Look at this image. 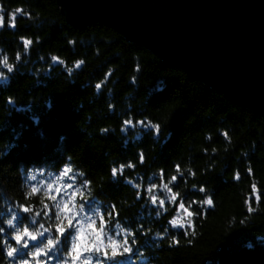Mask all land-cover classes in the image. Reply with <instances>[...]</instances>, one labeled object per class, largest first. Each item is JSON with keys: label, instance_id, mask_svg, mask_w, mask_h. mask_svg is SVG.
Returning a JSON list of instances; mask_svg holds the SVG:
<instances>
[{"label": "trees", "instance_id": "1", "mask_svg": "<svg viewBox=\"0 0 264 264\" xmlns=\"http://www.w3.org/2000/svg\"><path fill=\"white\" fill-rule=\"evenodd\" d=\"M17 8L31 18L18 14L10 28ZM0 9V58L7 55L13 65L9 72L0 64L4 235L10 231L3 219L12 213L15 226L30 230L47 220L41 212L33 225L19 208L25 183L41 179L29 180V169L56 175L70 162L85 174L78 183L91 181L86 204L94 207L97 229L103 217L105 235L120 239L134 230L138 241L124 257L92 252L83 264H264V112L191 79L115 28L70 23L58 0H0ZM24 37L31 41L27 48ZM118 167L122 175L111 174ZM162 181L177 193L164 207L152 203L150 187ZM159 192L170 195L163 187ZM180 204L192 214L185 227L171 223ZM69 232L75 235L66 229L37 258L45 264L66 258ZM51 235H58L54 228ZM48 236L26 237L24 258Z\"/></svg>", "mask_w": 264, "mask_h": 264}, {"label": "water", "instance_id": "2", "mask_svg": "<svg viewBox=\"0 0 264 264\" xmlns=\"http://www.w3.org/2000/svg\"><path fill=\"white\" fill-rule=\"evenodd\" d=\"M70 23H102L234 103L264 111V0H58Z\"/></svg>", "mask_w": 264, "mask_h": 264}, {"label": "clouds", "instance_id": "3", "mask_svg": "<svg viewBox=\"0 0 264 264\" xmlns=\"http://www.w3.org/2000/svg\"><path fill=\"white\" fill-rule=\"evenodd\" d=\"M30 41H25V47ZM17 59H19V54H17ZM53 60H58L59 57L53 56ZM83 60L79 61L78 64H82ZM0 64H3L5 68L8 69L9 72L12 71L13 65L8 62L7 55L0 58ZM71 71V70H69ZM5 76V72L0 71V77ZM11 99V98H9ZM106 131V129H104ZM226 135V133H225ZM58 175H55L54 172L48 171L45 175V169L40 168L36 171L29 169L28 179L31 181H36L37 176H40L41 179L38 183H25L24 185V201L25 203H21L19 205L20 209L23 212H26L30 216V223L35 225L37 221V217L41 215L43 212V216L47 218V220L40 222L37 226H33L30 230L29 226L25 224V226H15L14 218L16 213H12L11 217H5L3 219V224L6 225L10 232L7 235H0V248L3 249L0 252V264H45L44 260L38 259L37 257L43 253L47 254V251L53 247V245L60 240V235H51L53 228L57 233L63 231L62 225H64V221L71 219L77 216L79 213H83L85 210V203H80L79 205L76 202L77 196L84 202H87L89 198L93 195V188L91 187V181L88 179H84L82 183H77V177H84V172L75 169L73 163H65L61 169L58 170ZM72 173V175H69ZM115 173V169H113V174ZM67 177L71 183H65L64 178ZM73 185L75 187L73 188ZM166 192L170 193L168 199L174 200L177 196V193L171 192L168 184L161 185ZM139 187V185H137ZM151 187H155L152 185ZM71 189L69 192L68 190ZM39 193L38 200L39 203L33 209L32 198L37 196ZM57 193H64L57 199ZM47 199V202H46ZM51 203V208L49 204ZM25 204L27 205L25 207ZM182 207V205H181ZM191 207V205H189ZM50 212L54 213L53 216H50ZM96 212L99 213V209H96ZM186 215L189 217L188 223H191V213L186 210ZM45 223H47V227H45ZM78 223H81L79 220ZM172 225H183L185 223L184 220L180 218H174L171 220ZM91 225H89L90 227ZM84 228L81 227L77 230L76 240H74L70 246V250L66 252L64 258L61 261H58V264H69V259L67 257H71V264H76V256L78 253L75 251L77 248V241L86 240V236L84 235ZM0 233H5V227L0 226ZM44 233H49L47 237V242H41L38 246L30 249L28 255L30 259L19 260L14 258V253L16 248L13 246L10 240H15V244L17 246L21 245V241L23 240V246H27L29 244V239H24V237H28L31 240H36L37 237L43 236ZM51 259L50 257L48 258ZM83 264V262H80Z\"/></svg>", "mask_w": 264, "mask_h": 264}, {"label": "snow or ice", "instance_id": "4", "mask_svg": "<svg viewBox=\"0 0 264 264\" xmlns=\"http://www.w3.org/2000/svg\"><path fill=\"white\" fill-rule=\"evenodd\" d=\"M0 11H2V9H0ZM18 14H22L25 18L30 19L31 18V13H28L27 15H25V12L22 8H17L15 9L14 12L10 13V21H12L11 23L9 22L8 26L10 28H15L16 27V17ZM4 17L3 15H0V27L4 26ZM25 41H28L26 37L21 38V42L22 44L25 43ZM29 46L31 44V41L28 43ZM131 123H133V121H131ZM155 127H159L158 124H155ZM249 172L252 171L251 168L248 169ZM111 174H113V170L111 171ZM115 176H121L122 175V170L120 167L115 168ZM141 194V193H140ZM157 205H160V201H156ZM165 206V203L163 205V207ZM20 208V207H19ZM111 208L113 210L116 209L115 205H111ZM26 213V212H23ZM109 216L112 215L111 212H109L108 214ZM116 216L117 218L119 217V212L116 211ZM79 218L78 215L73 217L71 219V221L65 220L64 221V225H62L63 227V231L57 233L56 230L55 232L60 235V237L66 232V229H74L75 230V235L72 234V232H69V235L72 237L71 238V244L74 240H76V233L77 230L79 228L76 227V225H78ZM101 228L100 229H96L94 226H90L92 233L95 236V240L94 241H90V240H83V241H77V248H76V252L78 253V255L76 256V264H80L82 257L84 256V254L86 253H92V252H96V253H100L101 255H103L104 257H106L107 259H114V258H120V257H124L128 254H131L133 252V244H137L138 241L135 238V231L132 230L131 232L128 231H124V235L122 236V238L120 239H113L111 236L108 237L109 239V244L105 245L103 243L102 240V233H103V226H104V220L103 217H101ZM117 228H120V225L117 224L116 225ZM140 228L142 231H144L145 233H149L151 230H145L143 228L142 225H140ZM9 231H11V229H9ZM5 233H0V235H4ZM117 236H120V233H116ZM26 237H24L25 239ZM173 244H179V240L178 239H173L172 241ZM13 246L16 248V251L14 253V258L19 257V260H26L24 257L27 256V247L28 245L25 247L23 246V240L21 241V245L17 246L15 243H13ZM67 252L70 250V247H66ZM110 249V251H109ZM3 249L0 248V252H2ZM141 256H143V253H140ZM14 264H15V259H14ZM69 264H71V257L69 260ZM84 264H88V261L85 260ZM100 264H103V262L101 261ZM145 264H147V261H145Z\"/></svg>", "mask_w": 264, "mask_h": 264}, {"label": "rangeland", "instance_id": "5", "mask_svg": "<svg viewBox=\"0 0 264 264\" xmlns=\"http://www.w3.org/2000/svg\"><path fill=\"white\" fill-rule=\"evenodd\" d=\"M56 175H58V174H56ZM69 175H72V173H70ZM64 182L65 183H71V181L70 180H68V178L67 177H65L64 178ZM77 183H78V181H77ZM75 187V185H73V188ZM69 192L71 191V189H69L68 190ZM64 193H57L56 195H57V199H59V197L61 196V195H63ZM155 198V197H154ZM161 202H162V200H160ZM76 202H77V204L79 205L80 203H85V210H84V212L83 213H79L78 214V218H79V220L81 221V223H79L78 225H76V227L77 228H81V227H83L84 228V235L86 236V239L87 240H90V239H92V240H95V236H94V234L92 233V231H91V228L89 227V225H92V226H94L96 229H97V225H96V216H95V212H93L92 211V209L94 208L93 206H91V205H87L86 204V202H84L83 200H81L80 198H79V196H77V198H76ZM180 210H179V212H178V214H177V216L175 217V218H180V219H182V220H184L185 221V223L183 224V225H175V226H179V227H185V226H187V224H189L187 221H188V219H189V217L186 215V210L188 211V212H190V210L189 209H186L183 205H182V207H180L179 208ZM191 213V212H190ZM96 221V222H95ZM74 230V229H73ZM74 232H75V230H74ZM110 236V233H108L107 235H105L104 233H102V240H103V243L105 244V245H108L109 244V239H108V237ZM112 237V236H111ZM113 239H116V238H114V237H112ZM30 239V238H29ZM31 240V239H30ZM31 241H35V240H31ZM84 256H87L88 258H90V254L89 253H86V254H84Z\"/></svg>", "mask_w": 264, "mask_h": 264}, {"label": "bare ground", "instance_id": "6", "mask_svg": "<svg viewBox=\"0 0 264 264\" xmlns=\"http://www.w3.org/2000/svg\"><path fill=\"white\" fill-rule=\"evenodd\" d=\"M264 112V111H263ZM158 182V181H157ZM162 184H168L167 182H165V181H162V182H160L159 184H154L155 185V187L153 188V187H151L153 184H151V199H152V203L155 205L156 203V201L158 200H162V202L160 201V205L159 206H161V207H163V205H164V203H165V205H167L168 204V196L167 195H165V194H161L160 192H159V190L162 188ZM155 197V198H154ZM181 205L182 204H180L179 205V207H178V209H177V213H176V215H175V217L177 216V214H178V212H179V208L181 207ZM174 217V218H175Z\"/></svg>", "mask_w": 264, "mask_h": 264}]
</instances>
